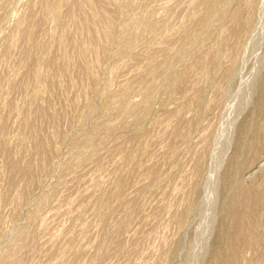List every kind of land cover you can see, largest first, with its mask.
I'll use <instances>...</instances> for the list:
<instances>
[{
	"label": "rangeland",
	"instance_id": "rangeland-1",
	"mask_svg": "<svg viewBox=\"0 0 264 264\" xmlns=\"http://www.w3.org/2000/svg\"><path fill=\"white\" fill-rule=\"evenodd\" d=\"M0 264H264V0H0Z\"/></svg>",
	"mask_w": 264,
	"mask_h": 264
}]
</instances>
